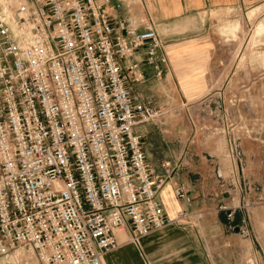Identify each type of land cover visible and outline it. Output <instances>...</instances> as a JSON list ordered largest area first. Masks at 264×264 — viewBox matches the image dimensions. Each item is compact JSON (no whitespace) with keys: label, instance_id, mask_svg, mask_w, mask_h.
Returning <instances> with one entry per match:
<instances>
[{"label":"built area","instance_id":"1","mask_svg":"<svg viewBox=\"0 0 264 264\" xmlns=\"http://www.w3.org/2000/svg\"><path fill=\"white\" fill-rule=\"evenodd\" d=\"M17 1L0 2V264H104L118 231L138 246L188 223L135 132L168 64L141 0Z\"/></svg>","mask_w":264,"mask_h":264},{"label":"rangeland","instance_id":"2","mask_svg":"<svg viewBox=\"0 0 264 264\" xmlns=\"http://www.w3.org/2000/svg\"><path fill=\"white\" fill-rule=\"evenodd\" d=\"M189 24L190 33L159 34L169 61L146 92L162 115L135 130L157 166L162 153L170 202L180 204L169 217L188 215L176 226L197 231L205 262L264 264V0L202 12Z\"/></svg>","mask_w":264,"mask_h":264},{"label":"crops","instance_id":"3","mask_svg":"<svg viewBox=\"0 0 264 264\" xmlns=\"http://www.w3.org/2000/svg\"><path fill=\"white\" fill-rule=\"evenodd\" d=\"M262 1L263 0H141L143 11L154 21L160 35L162 34L161 31L169 35L190 33L192 29L190 28L189 22L195 20L197 16L199 17L202 12L217 9L248 7ZM184 27L187 29L183 32L175 31V29ZM181 51L183 50H180L179 53ZM167 58L169 61L168 53ZM188 68H190V72L187 70L186 73L189 76H194L198 71L191 62H189ZM153 82L155 81L149 80L147 84L138 88L139 93L142 95L152 94L153 91H146H148L150 88L149 85H152ZM135 132H137V130H135ZM151 136H153V134ZM152 142L154 143L155 140H152ZM159 156L160 159L156 162L160 163V166L154 164L148 156L156 174L163 173L161 165L163 163L162 153ZM170 192L169 186L165 185L159 196L168 216H172L180 205L177 200L175 205L171 204ZM193 199H195L194 195ZM199 225L200 227L202 226V221L199 222ZM116 238L120 247L105 255L104 264H207V262H205L206 257H204L205 255L200 247L197 231L182 229L176 225H171L141 238L139 240V246H136L137 244L127 243V235L123 231H118L116 233Z\"/></svg>","mask_w":264,"mask_h":264},{"label":"bare ground","instance_id":"4","mask_svg":"<svg viewBox=\"0 0 264 264\" xmlns=\"http://www.w3.org/2000/svg\"><path fill=\"white\" fill-rule=\"evenodd\" d=\"M0 2L3 4V8L7 9L9 5H16L17 0H0ZM169 184V183H168ZM120 232V231H119Z\"/></svg>","mask_w":264,"mask_h":264}]
</instances>
